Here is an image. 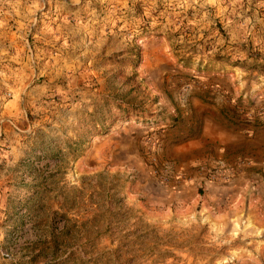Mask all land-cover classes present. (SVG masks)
I'll use <instances>...</instances> for the list:
<instances>
[{
    "label": "rangeland",
    "instance_id": "1",
    "mask_svg": "<svg viewBox=\"0 0 264 264\" xmlns=\"http://www.w3.org/2000/svg\"><path fill=\"white\" fill-rule=\"evenodd\" d=\"M35 254L264 264V0H0V264Z\"/></svg>",
    "mask_w": 264,
    "mask_h": 264
},
{
    "label": "crops",
    "instance_id": "2",
    "mask_svg": "<svg viewBox=\"0 0 264 264\" xmlns=\"http://www.w3.org/2000/svg\"><path fill=\"white\" fill-rule=\"evenodd\" d=\"M247 177V175H243L240 179L237 178L227 183L214 184L207 188L204 209L209 207L213 210L205 213L202 219H206V222L213 223L215 228H217L216 233H235L231 230H222L221 227L223 224L232 221L234 216L237 215L240 205L247 206L246 216L248 215L249 209L247 208L250 201L246 198V192L250 189V182L249 180L246 181ZM251 203L254 204L253 199H251ZM233 264H238V261H235ZM246 264H248L247 261Z\"/></svg>",
    "mask_w": 264,
    "mask_h": 264
},
{
    "label": "trees",
    "instance_id": "3",
    "mask_svg": "<svg viewBox=\"0 0 264 264\" xmlns=\"http://www.w3.org/2000/svg\"><path fill=\"white\" fill-rule=\"evenodd\" d=\"M40 258L39 254L32 255L31 257V263L32 264H38V259Z\"/></svg>",
    "mask_w": 264,
    "mask_h": 264
},
{
    "label": "built area",
    "instance_id": "4",
    "mask_svg": "<svg viewBox=\"0 0 264 264\" xmlns=\"http://www.w3.org/2000/svg\"><path fill=\"white\" fill-rule=\"evenodd\" d=\"M216 177L213 176V179H215Z\"/></svg>",
    "mask_w": 264,
    "mask_h": 264
}]
</instances>
